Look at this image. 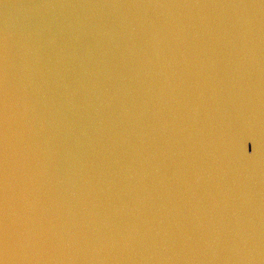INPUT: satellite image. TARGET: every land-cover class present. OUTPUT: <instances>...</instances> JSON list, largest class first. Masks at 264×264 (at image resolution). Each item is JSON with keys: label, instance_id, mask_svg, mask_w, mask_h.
<instances>
[{"label": "water", "instance_id": "water-1", "mask_svg": "<svg viewBox=\"0 0 264 264\" xmlns=\"http://www.w3.org/2000/svg\"><path fill=\"white\" fill-rule=\"evenodd\" d=\"M0 264H264V0H0Z\"/></svg>", "mask_w": 264, "mask_h": 264}]
</instances>
